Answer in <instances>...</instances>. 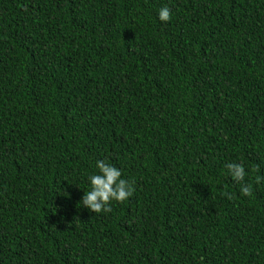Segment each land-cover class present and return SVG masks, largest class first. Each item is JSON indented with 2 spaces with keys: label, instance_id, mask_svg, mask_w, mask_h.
Wrapping results in <instances>:
<instances>
[{
  "label": "trees",
  "instance_id": "trees-1",
  "mask_svg": "<svg viewBox=\"0 0 264 264\" xmlns=\"http://www.w3.org/2000/svg\"><path fill=\"white\" fill-rule=\"evenodd\" d=\"M0 264H264V0H0Z\"/></svg>",
  "mask_w": 264,
  "mask_h": 264
},
{
  "label": "clouds",
  "instance_id": "clouds-1",
  "mask_svg": "<svg viewBox=\"0 0 264 264\" xmlns=\"http://www.w3.org/2000/svg\"><path fill=\"white\" fill-rule=\"evenodd\" d=\"M170 18V9L162 6L158 11V19L167 21ZM97 171L87 176L89 190L83 191L80 202L88 210L100 212L109 211V201H123L133 192L132 183L121 175V170L113 164L105 162L103 159H97L94 165ZM228 174L236 181H243L245 177V168L242 163L229 162L226 165ZM240 192L243 195H249L251 188L247 184H241Z\"/></svg>",
  "mask_w": 264,
  "mask_h": 264
}]
</instances>
